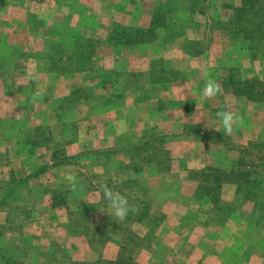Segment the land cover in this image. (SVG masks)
<instances>
[{
    "label": "rangeland",
    "instance_id": "1",
    "mask_svg": "<svg viewBox=\"0 0 264 264\" xmlns=\"http://www.w3.org/2000/svg\"><path fill=\"white\" fill-rule=\"evenodd\" d=\"M250 1L0 0V264H264Z\"/></svg>",
    "mask_w": 264,
    "mask_h": 264
},
{
    "label": "clouds",
    "instance_id": "2",
    "mask_svg": "<svg viewBox=\"0 0 264 264\" xmlns=\"http://www.w3.org/2000/svg\"><path fill=\"white\" fill-rule=\"evenodd\" d=\"M220 92V86L213 80L206 82L203 90L205 97L211 98ZM215 118L219 121L226 134H231L233 125L242 122V118L235 112L230 110H220L215 113ZM73 190H75V177L70 180ZM99 192L103 194V199L108 202L113 215L120 221H124L130 212H137L138 209L129 203L127 196L121 194L119 191L110 188L107 184L99 186Z\"/></svg>",
    "mask_w": 264,
    "mask_h": 264
},
{
    "label": "trees",
    "instance_id": "3",
    "mask_svg": "<svg viewBox=\"0 0 264 264\" xmlns=\"http://www.w3.org/2000/svg\"><path fill=\"white\" fill-rule=\"evenodd\" d=\"M251 5H253V4L250 0H242V6L240 7L241 8L240 11L243 12L244 10L249 9L251 7ZM240 11H238L239 14H240ZM240 90L243 91L242 89H240ZM255 94H256L257 98H263V100H264V90H257V91H255Z\"/></svg>",
    "mask_w": 264,
    "mask_h": 264
}]
</instances>
